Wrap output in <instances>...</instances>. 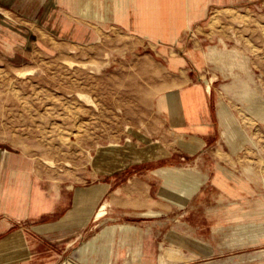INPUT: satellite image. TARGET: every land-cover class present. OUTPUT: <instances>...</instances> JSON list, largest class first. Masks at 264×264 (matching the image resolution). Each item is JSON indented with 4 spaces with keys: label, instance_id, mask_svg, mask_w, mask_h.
<instances>
[{
    "label": "rangeland",
    "instance_id": "rangeland-1",
    "mask_svg": "<svg viewBox=\"0 0 264 264\" xmlns=\"http://www.w3.org/2000/svg\"><path fill=\"white\" fill-rule=\"evenodd\" d=\"M24 2L0 0V182L26 178L9 207L0 198V222L20 217L10 209L31 199L38 214L11 218L13 229L40 222L44 199L59 217L76 192L107 183L115 192L106 216L97 218L104 201L75 230L76 242L66 237L58 264H264V7L227 12L225 38L207 43L214 150L202 161L180 155L167 167L147 161L110 171L107 155L158 125L146 77L64 41L42 25V9L26 18ZM135 183L141 196H123Z\"/></svg>",
    "mask_w": 264,
    "mask_h": 264
},
{
    "label": "crops",
    "instance_id": "crops-1",
    "mask_svg": "<svg viewBox=\"0 0 264 264\" xmlns=\"http://www.w3.org/2000/svg\"><path fill=\"white\" fill-rule=\"evenodd\" d=\"M17 1L9 0V4ZM53 2L55 13L50 15V0H25V17L37 19L34 10L42 9V25H52L59 37L75 46L97 48L114 67L144 75L152 92V115L158 124L153 139L139 132L132 147L122 148L118 156L107 155L106 169L110 164L114 171L147 161L167 167L180 155L202 161L214 150L219 129L213 89L211 86L209 91L204 80L207 43L225 38L226 27L231 25L227 12L264 7V0H96L91 6L95 16L89 18L81 14V0ZM178 9L180 14H176ZM135 184L137 190L121 189L123 196H141V185ZM114 192L107 183L81 189L75 193L72 210L59 217L44 199L42 213L36 216H41L40 222L13 229L11 218L28 220L38 214L32 199L26 201L21 217L10 216L0 222V264H58L59 251L67 246L66 237L73 233L72 242H76L81 234L75 230L87 225L98 206L109 202L107 195Z\"/></svg>",
    "mask_w": 264,
    "mask_h": 264
},
{
    "label": "bare ground",
    "instance_id": "bare-ground-1",
    "mask_svg": "<svg viewBox=\"0 0 264 264\" xmlns=\"http://www.w3.org/2000/svg\"><path fill=\"white\" fill-rule=\"evenodd\" d=\"M96 0H81V14L85 17H91V15H94L95 16V13L93 12L91 6L93 4H95ZM182 2V1H181ZM180 2V3H181ZM178 4V3H177ZM190 4V3H189ZM67 5V4H66ZM186 6V5H185ZM177 8V7H176ZM158 10V9H157ZM172 10V9H171ZM184 10V8H183ZM159 11V10H158ZM176 11V10H175ZM200 11V10H199ZM156 12V11H155ZM181 14H182V11H180ZM157 13V12H156ZM159 13V12H158ZM175 13V12H174ZM180 14L179 13V9L177 10L176 14ZM184 13V12H183ZM172 14V13H171ZM157 15V14H156ZM154 16V14H153ZM175 16V15H174ZM181 16V15H180ZM183 16V14H182ZM159 17V16H158ZM154 18V17H153ZM161 18V17H160ZM159 18V19H160ZM173 18V17H172ZM180 18V17H178ZM182 18V17H181ZM191 18V17H190ZM139 20V19H138ZM152 20V19H151ZM163 20V19H162ZM167 20V19H166ZM175 20V19H174ZM140 21V20H139ZM159 20H157L156 22H158ZM176 21V20H175ZM196 21V20H195ZM174 22V21H173ZM173 22L171 24H173ZM177 22V21H176ZM159 23V22H158ZM135 24V23H134ZM160 24V23H159ZM165 24V23H164ZM167 24V23H166ZM169 24V23H168ZM176 25V23L174 24ZM133 26V25H132ZM159 26V25H158ZM139 28V27H138ZM160 28V26L158 27ZM167 28V27H165ZM170 28V27H169ZM176 28V27H174ZM179 28V27H178ZM176 28V29H178ZM140 29V28H139ZM186 29V28H185ZM180 30V28H179ZM177 30V31H179ZM142 31V30H141ZM140 31V32H141ZM170 31V30H169ZM158 32V31H157ZM156 32V33H157ZM180 34V33H179ZM178 35V34H177ZM146 36V35H145ZM158 36V35H157ZM164 36V35H163ZM179 37V35L177 36ZM72 64V63H71ZM207 84L209 86V91L211 90V82L210 81H207ZM206 84V85H207ZM189 90V89H188ZM200 90V89H199ZM188 92V91H187ZM206 92V90H205ZM187 95V94H186ZM194 95V94H193ZM81 96V95H80ZM83 97V96H81ZM203 97V96H202ZM84 99V98H83ZM86 99H89L88 97H86ZM200 99V98H199ZM198 99V100H199ZM191 101H192V97H191ZM87 102V101H86ZM188 102V101H187ZM200 102V101H199ZM90 103V102H89ZM202 103V102H201ZM199 110V109H198ZM193 112H195V110L193 109ZM191 115V113H190ZM88 133V132H87ZM110 147H112L113 149L114 148H117V146L115 144H110L109 145ZM6 151V150H5ZM11 159V158H10ZM69 165V164H68ZM70 166V165H69ZM52 167V166H51ZM60 169V168H59ZM19 171V170H18ZM167 176H170L171 173H167L166 174ZM7 180L4 181V182H0V198H1V202L3 205H6L9 207V201L13 198L14 195H17V193L19 192V194H22L24 195L25 191H24V184H25V180L26 178L21 176L19 173H12L11 175H6ZM170 179V177H168V180ZM9 181V186H7L8 182ZM220 182V181H219ZM5 183V184H4ZM31 183V182H30ZM221 185L224 189H226V191L228 190V186L226 185V182L224 180L221 181ZM199 186V185H198ZM198 186L194 189V191H196L198 189ZM26 190V189H25ZM16 198V197H15ZM28 201V200H27ZM107 206H108V202L103 206L101 207L102 209H100V212L98 213V216L97 218H101L102 216L105 215L106 211H107ZM7 207V208H8ZM16 207V206H15ZM23 207V206H22ZM11 213L12 214H15V215H20V214H17V213H20L22 211H24V208L20 209V211H18V209H13L12 210L10 209ZM10 214V213H9ZM8 214V215H9ZM22 215V214H21ZM106 216V215H105ZM21 217V216H20ZM100 221V220H99ZM125 226V225H124ZM106 237V236H105ZM106 239V238H105ZM85 253V252H84ZM83 253V254H84ZM87 256V255H86Z\"/></svg>",
    "mask_w": 264,
    "mask_h": 264
}]
</instances>
